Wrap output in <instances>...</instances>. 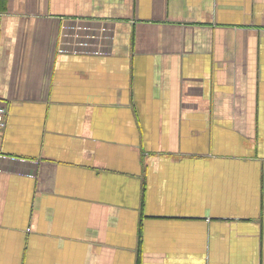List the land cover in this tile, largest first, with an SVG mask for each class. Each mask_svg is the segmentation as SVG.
<instances>
[{"label":"crops","instance_id":"1","mask_svg":"<svg viewBox=\"0 0 264 264\" xmlns=\"http://www.w3.org/2000/svg\"><path fill=\"white\" fill-rule=\"evenodd\" d=\"M0 264H264V0H0Z\"/></svg>","mask_w":264,"mask_h":264},{"label":"built area","instance_id":"2","mask_svg":"<svg viewBox=\"0 0 264 264\" xmlns=\"http://www.w3.org/2000/svg\"><path fill=\"white\" fill-rule=\"evenodd\" d=\"M7 127V108L5 105L0 103V145L1 137Z\"/></svg>","mask_w":264,"mask_h":264},{"label":"trees","instance_id":"3","mask_svg":"<svg viewBox=\"0 0 264 264\" xmlns=\"http://www.w3.org/2000/svg\"><path fill=\"white\" fill-rule=\"evenodd\" d=\"M0 8H2V9L4 8V7H3V3H2V4H0Z\"/></svg>","mask_w":264,"mask_h":264}]
</instances>
